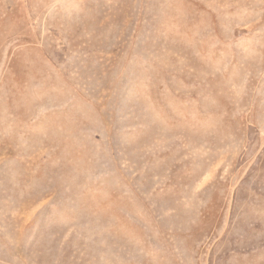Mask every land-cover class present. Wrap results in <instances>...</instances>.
Returning <instances> with one entry per match:
<instances>
[{"label": "rangeland", "instance_id": "rangeland-1", "mask_svg": "<svg viewBox=\"0 0 264 264\" xmlns=\"http://www.w3.org/2000/svg\"><path fill=\"white\" fill-rule=\"evenodd\" d=\"M0 264H264V0H0Z\"/></svg>", "mask_w": 264, "mask_h": 264}]
</instances>
